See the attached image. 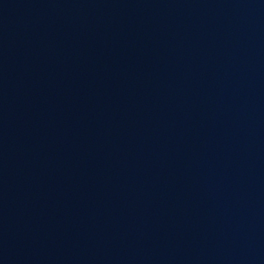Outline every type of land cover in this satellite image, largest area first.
I'll list each match as a JSON object with an SVG mask.
<instances>
[{"label":"water","instance_id":"water-1","mask_svg":"<svg viewBox=\"0 0 264 264\" xmlns=\"http://www.w3.org/2000/svg\"><path fill=\"white\" fill-rule=\"evenodd\" d=\"M0 264H264V0H0Z\"/></svg>","mask_w":264,"mask_h":264}]
</instances>
